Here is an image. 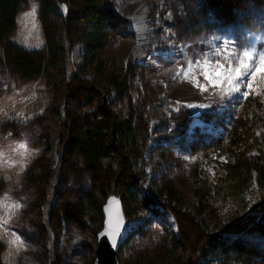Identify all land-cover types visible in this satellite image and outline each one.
I'll use <instances>...</instances> for the list:
<instances>
[{"label":"trees","instance_id":"16d2710c","mask_svg":"<svg viewBox=\"0 0 264 264\" xmlns=\"http://www.w3.org/2000/svg\"><path fill=\"white\" fill-rule=\"evenodd\" d=\"M36 1L43 45L29 49L12 38L28 0H0V76L15 83L41 80L46 91L62 95L64 141L55 166L38 170L29 166L23 185L40 198L45 232L60 219L77 233H87L94 247L103 224L102 207L110 195L120 200L126 220L136 215L145 183L148 122L130 93L135 68L127 61L113 62L111 56L123 29L111 0ZM164 5L172 29L184 40L218 33L241 42L246 30L264 29V19L258 16L256 21L252 15L253 10L264 9V0H164ZM61 28L68 49L74 44L84 47L82 63L71 78L62 70ZM199 145L200 152L209 151L215 160L190 168L196 204L181 216L192 229L201 222H194L191 214L217 223L219 234L205 235L201 242L204 253L246 262L256 251L242 236L264 240L262 104L249 96L228 128ZM193 147L191 154L199 152ZM50 186L56 191L52 203L47 200ZM161 191L171 210V204L173 208L179 204L171 185L162 184ZM212 210L217 211L216 220ZM174 249L170 247V254ZM3 252L0 241V264ZM48 253L50 264H55L54 254ZM135 264L155 262L139 259Z\"/></svg>","mask_w":264,"mask_h":264},{"label":"rangeland","instance_id":"374dc122","mask_svg":"<svg viewBox=\"0 0 264 264\" xmlns=\"http://www.w3.org/2000/svg\"><path fill=\"white\" fill-rule=\"evenodd\" d=\"M110 2L123 22L111 56L113 62L127 61L135 68L130 93L133 103L144 110L148 122L145 183L136 215L126 220L127 232L119 263L135 264L140 259L155 264H264L263 238L242 236V241L256 251L246 262L210 255V252L202 251L201 242L205 235L219 234L214 228L217 223L213 225L212 220L206 222L207 218L203 221V217L196 218L191 214L194 222H201L192 229L181 216L196 204L190 186V168L215 160L209 151H199L200 141L209 140L228 128L249 96L256 97L262 104L264 118V84L258 80L254 85L256 91L247 97L236 93L222 98L212 88L202 93L192 83L179 77L174 79L178 66L187 67L189 59L193 63L196 59L203 61L205 54L214 63L228 52L242 54L249 51L254 54L253 61H257L264 54V29L246 30L241 42L229 34L218 33L184 40L172 29L164 0ZM34 6L33 17L29 14ZM38 8L36 0H28L17 19L12 38L25 48L38 49L43 45ZM252 12L256 21H260L258 16L264 19V9ZM58 44L62 50L63 73L71 78L82 63L84 47L74 44L68 49L62 28L58 31ZM217 49L220 56L215 55ZM199 79L204 83L202 77ZM245 90L242 87L241 92ZM63 103L62 95L53 90L46 91L41 80L15 83L0 76V241L4 244L3 264H50V251L55 256V264L94 262L96 245L93 247L87 233H77L60 219L51 222L49 232L43 230L40 198L23 185V174L29 166L38 170L56 164L57 150L64 141ZM21 143L25 144L24 149L18 148ZM192 146L199 152L191 154ZM167 183L175 189L179 199L175 208L171 204L172 210L161 191L162 184ZM55 196V187L50 186L47 200L52 203ZM16 204L20 207L16 208ZM212 211L211 218L216 220L217 211ZM16 237L23 243L22 248L12 243ZM172 246L176 249L170 254Z\"/></svg>","mask_w":264,"mask_h":264},{"label":"snow or ice","instance_id":"6c2138e0","mask_svg":"<svg viewBox=\"0 0 264 264\" xmlns=\"http://www.w3.org/2000/svg\"><path fill=\"white\" fill-rule=\"evenodd\" d=\"M35 6L33 12L29 15L34 17ZM33 28L35 24L33 23ZM226 48V46H225ZM216 56H220V50L217 49ZM253 53L245 51L242 54H234L228 52L222 59H216L213 63L207 54H205L203 61L196 59L195 63L191 59L187 62V67L178 66L176 68V77L192 83L193 87L198 88L202 93L208 91L209 88L214 89L222 98L231 97L233 94L240 93L247 97L251 92L256 91L254 85L259 82L264 84V54L258 57L257 61H253ZM200 77L203 78L204 83L200 82ZM242 87L246 90L241 92ZM195 105H188L194 107ZM205 107V105H200ZM19 149H24L25 144L18 145ZM115 203V201H113ZM16 208L20 205L16 204ZM122 221L119 219L117 213L114 221L110 220V232L106 233L111 236L112 243L115 244L116 236L120 231ZM12 243L19 248L23 247V243L19 237L13 239Z\"/></svg>","mask_w":264,"mask_h":264},{"label":"water","instance_id":"95a60500","mask_svg":"<svg viewBox=\"0 0 264 264\" xmlns=\"http://www.w3.org/2000/svg\"><path fill=\"white\" fill-rule=\"evenodd\" d=\"M117 213L122 223L120 225V231L116 236L115 244H113L111 236L106 233L110 232L109 222L110 220H115ZM102 214L104 219L102 228L97 234L93 264H119L117 256L127 232V221L120 200L114 195H110L102 207Z\"/></svg>","mask_w":264,"mask_h":264}]
</instances>
